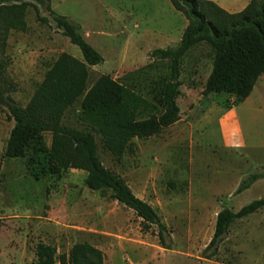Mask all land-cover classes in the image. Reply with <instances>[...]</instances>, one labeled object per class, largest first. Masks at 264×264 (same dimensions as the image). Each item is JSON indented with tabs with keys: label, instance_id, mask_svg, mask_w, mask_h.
<instances>
[{
	"label": "rangeland",
	"instance_id": "obj_1",
	"mask_svg": "<svg viewBox=\"0 0 264 264\" xmlns=\"http://www.w3.org/2000/svg\"><path fill=\"white\" fill-rule=\"evenodd\" d=\"M49 5L76 24L102 56L103 62L89 69V84L109 75L142 96L138 119L162 112L156 99L167 63L150 55L175 47L187 25L169 0H49ZM41 16L48 14L41 9ZM25 21L27 30L12 31L6 47L7 73L16 84L11 97L20 105L41 80L44 61L61 52L83 61L78 47L51 23L38 22L32 8ZM211 62L205 44L188 53L181 83L182 89L193 90V98H178L181 119L156 135L135 139L133 154L116 162L96 136L103 166L152 206L170 249L160 247L156 226L142 231L141 219L109 192L85 187V172L42 175L28 169L25 159L6 158L10 125L0 108V264H33L39 242L55 246L58 254L89 243L103 253L104 264H264V209L235 221L217 253L209 251L210 260L202 257L221 209L237 212L264 197V178L234 194L246 176L264 166V79L237 106L225 93L203 96ZM76 119L74 108L65 123L76 126ZM45 139L49 145V135Z\"/></svg>",
	"mask_w": 264,
	"mask_h": 264
},
{
	"label": "trees",
	"instance_id": "obj_2",
	"mask_svg": "<svg viewBox=\"0 0 264 264\" xmlns=\"http://www.w3.org/2000/svg\"><path fill=\"white\" fill-rule=\"evenodd\" d=\"M182 14L187 25L173 48L156 49L154 61L167 63L168 73L158 86L157 103L162 112L138 119L143 98L109 75L99 76L88 86L89 67L103 62L102 56L86 42L80 28L67 17L54 13L49 0H0V108L7 112L10 130L4 155L25 159L28 169L42 175H60L69 169L86 173L84 185L91 191L109 192L110 198L132 210L141 219V230L157 227L162 249L166 228L150 204L138 198L123 177L105 168L98 154L96 136L116 162L136 150L135 139H146L180 120V97L183 61L201 44L212 53L211 70L205 80L203 96L225 93L235 98V106L249 97L258 79H264V0H249L243 10L229 13L210 0H169ZM32 8L38 22L54 28L78 47L83 61L61 52L47 65L43 79L25 106L11 94L16 84L10 79L6 59L10 31L25 32V14ZM41 9L48 17L41 16ZM77 110V125L66 124V115ZM46 135L50 143H46ZM34 177H38L36 173ZM264 178V166L246 176L235 190L239 194ZM264 209V197L243 206L237 212L221 209L215 219L213 235L202 251L210 260L215 255L230 226L237 220ZM3 220L0 218V235ZM103 253L89 243H76L67 253L39 242L33 264H104Z\"/></svg>",
	"mask_w": 264,
	"mask_h": 264
},
{
	"label": "crops",
	"instance_id": "obj_3",
	"mask_svg": "<svg viewBox=\"0 0 264 264\" xmlns=\"http://www.w3.org/2000/svg\"><path fill=\"white\" fill-rule=\"evenodd\" d=\"M210 1H213L214 3H216L217 4V2H221L223 5H221V6H219L218 4V6L219 7H221L222 9H224L225 11H227V12H229V13H237V12H240L241 10H243L244 8H245V6L248 4V2H249V0H210ZM186 27V26H185ZM185 29V28H184ZM14 32H19V31H14ZM11 33H12V31H10V33H9V37H8V40H9V38H10V36H11ZM23 33V32H22ZM183 33V32H182ZM182 35V34H181ZM8 40H7V47H8ZM180 41V40H179ZM57 58V56L54 58V60ZM54 60H46V61H44V64H45V66H46V68H45V71L48 69L47 68V65L50 63V62H52V61H54ZM43 65V64H42ZM91 67H89V69H90ZM45 71L43 72V75H42V77H41V80L38 82V83H40L41 81H42V79H43V76H44V73H45ZM208 75H209V73L207 74V76H206V78L208 77ZM89 77H90V70H89ZM206 78H205V80H206ZM180 81H181V76H180ZM94 83V82H93ZM93 83H91V84H89V80H88V86L89 87H91V85L93 84ZM202 90H203V88H201V90H200V92H202ZM34 92V91H33ZM180 92H181V95H180V97L179 98H181V96H184V98L185 99H192L193 98V96H194V92H193V90L191 89V88H185V89H182V86L180 87ZM33 94V93H32ZM32 94H31V96H32ZM212 95V94H211ZM31 96H30V98H31ZM208 97H210V95H208ZM30 98L28 99V101L30 100ZM178 100V99H177ZM28 101L25 103V104H23V105H21V106H25L27 103H28ZM232 111H235V106L234 107H232ZM181 112V111H180ZM180 115H181V113H180ZM180 119H181V116H180ZM9 125H10V130L12 129V127H13V121H9ZM49 138H50V136H49Z\"/></svg>",
	"mask_w": 264,
	"mask_h": 264
}]
</instances>
